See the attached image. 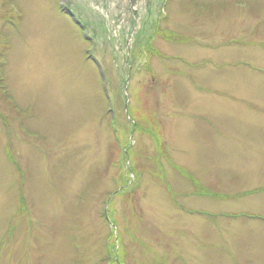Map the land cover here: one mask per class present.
I'll list each match as a JSON object with an SVG mask.
<instances>
[{
  "label": "rangeland",
  "instance_id": "rangeland-1",
  "mask_svg": "<svg viewBox=\"0 0 264 264\" xmlns=\"http://www.w3.org/2000/svg\"><path fill=\"white\" fill-rule=\"evenodd\" d=\"M157 1L0 0V264H264V0Z\"/></svg>",
  "mask_w": 264,
  "mask_h": 264
},
{
  "label": "bare ground",
  "instance_id": "bare-ground-1",
  "mask_svg": "<svg viewBox=\"0 0 264 264\" xmlns=\"http://www.w3.org/2000/svg\"><path fill=\"white\" fill-rule=\"evenodd\" d=\"M58 29V28H57ZM59 30V29H58Z\"/></svg>",
  "mask_w": 264,
  "mask_h": 264
}]
</instances>
